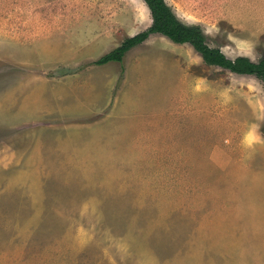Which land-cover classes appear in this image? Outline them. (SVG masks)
I'll list each match as a JSON object with an SVG mask.
<instances>
[{
	"label": "rangeland",
	"instance_id": "obj_1",
	"mask_svg": "<svg viewBox=\"0 0 264 264\" xmlns=\"http://www.w3.org/2000/svg\"><path fill=\"white\" fill-rule=\"evenodd\" d=\"M166 2L264 58V15L238 18L264 0ZM152 23L144 0H0V264H264V81L161 34L95 64Z\"/></svg>",
	"mask_w": 264,
	"mask_h": 264
},
{
	"label": "trees",
	"instance_id": "obj_2",
	"mask_svg": "<svg viewBox=\"0 0 264 264\" xmlns=\"http://www.w3.org/2000/svg\"><path fill=\"white\" fill-rule=\"evenodd\" d=\"M144 2L151 10L152 25L148 29L128 37L120 46L96 60L95 64L122 62L127 52L143 43L150 35L161 34L174 43L191 44L208 65L221 67L237 74L254 75L264 81V58L258 62L247 56H238L232 59L221 48L211 47L199 26H188L181 22L166 0H144Z\"/></svg>",
	"mask_w": 264,
	"mask_h": 264
},
{
	"label": "crops",
	"instance_id": "obj_3",
	"mask_svg": "<svg viewBox=\"0 0 264 264\" xmlns=\"http://www.w3.org/2000/svg\"><path fill=\"white\" fill-rule=\"evenodd\" d=\"M247 9L249 8V6L246 7ZM254 8V7H252ZM257 9V8H255ZM250 10V9H249ZM241 13H248V11H244V10H241ZM250 13H253L252 16H238V18H253V19H261V16L264 15L261 13V10H250Z\"/></svg>",
	"mask_w": 264,
	"mask_h": 264
},
{
	"label": "water",
	"instance_id": "obj_4",
	"mask_svg": "<svg viewBox=\"0 0 264 264\" xmlns=\"http://www.w3.org/2000/svg\"><path fill=\"white\" fill-rule=\"evenodd\" d=\"M224 52V51H223Z\"/></svg>",
	"mask_w": 264,
	"mask_h": 264
}]
</instances>
